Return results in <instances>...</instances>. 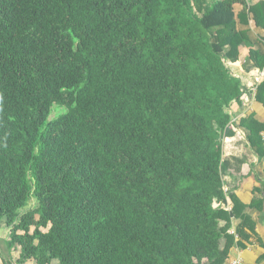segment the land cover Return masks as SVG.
Returning <instances> with one entry per match:
<instances>
[{
	"label": "trees",
	"instance_id": "trees-1",
	"mask_svg": "<svg viewBox=\"0 0 264 264\" xmlns=\"http://www.w3.org/2000/svg\"><path fill=\"white\" fill-rule=\"evenodd\" d=\"M250 21L264 2L0 0L3 263L225 264L232 220L248 238L246 211L264 213L224 189Z\"/></svg>",
	"mask_w": 264,
	"mask_h": 264
},
{
	"label": "crops",
	"instance_id": "crops-1",
	"mask_svg": "<svg viewBox=\"0 0 264 264\" xmlns=\"http://www.w3.org/2000/svg\"><path fill=\"white\" fill-rule=\"evenodd\" d=\"M263 2L264 0H248L251 7ZM242 10V6H235L237 13ZM239 28L248 31L250 43L240 46L239 61L228 64L234 75L242 80L245 91L241 107L234 106L231 111V127L235 134L224 142L223 160L227 163L224 189L248 206L256 198L264 199V156H259L257 148L251 146L249 141V136L253 134L251 121L264 127V99L258 98V87L264 82V67H256L251 57L252 52L264 54V28L256 26L253 21L249 25H239ZM260 134L262 138V132ZM261 144L264 152V141ZM225 208H233L230 198ZM246 213L255 223V232L245 227L243 233H248L250 237H241L238 229L242 219L232 220L228 233L234 236V243L225 264H231L236 259H241V264H264V213L256 208H248ZM225 244L223 242L222 246Z\"/></svg>",
	"mask_w": 264,
	"mask_h": 264
},
{
	"label": "rangeland",
	"instance_id": "rangeland-1",
	"mask_svg": "<svg viewBox=\"0 0 264 264\" xmlns=\"http://www.w3.org/2000/svg\"><path fill=\"white\" fill-rule=\"evenodd\" d=\"M61 111L62 109H55L54 112L52 113L51 118L58 115ZM37 206H38V203L36 202V200L32 199L29 202L26 209L23 210V212H26L29 209H35ZM9 237H10V230L4 224H0V251H1V255L4 256L6 259H9V251L6 245V241L9 239ZM11 256H13V259L10 260V264H16V260L19 256V253L17 251H13ZM3 261H4V258L3 260L0 259V264H5L3 263Z\"/></svg>",
	"mask_w": 264,
	"mask_h": 264
},
{
	"label": "built area",
	"instance_id": "built-area-1",
	"mask_svg": "<svg viewBox=\"0 0 264 264\" xmlns=\"http://www.w3.org/2000/svg\"><path fill=\"white\" fill-rule=\"evenodd\" d=\"M262 138L264 141V130L262 131ZM231 264H241V259H236V260L232 261Z\"/></svg>",
	"mask_w": 264,
	"mask_h": 264
}]
</instances>
